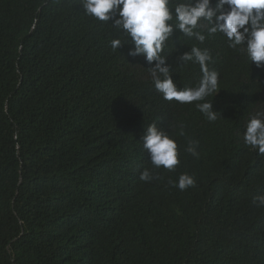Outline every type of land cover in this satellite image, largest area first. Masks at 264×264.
<instances>
[{
    "label": "trees",
    "instance_id": "trees-1",
    "mask_svg": "<svg viewBox=\"0 0 264 264\" xmlns=\"http://www.w3.org/2000/svg\"><path fill=\"white\" fill-rule=\"evenodd\" d=\"M80 5L0 0V264H264V207L253 202L264 156L242 140L264 109V66L222 34L200 44L175 30L163 54L178 87L195 86L200 69L176 55L212 50L220 80L207 99L220 114L208 122L195 103L164 100L143 56L113 51L111 21ZM153 123L177 142L174 171L154 169L143 149ZM144 169L160 178L141 181ZM181 173L195 186H172Z\"/></svg>",
    "mask_w": 264,
    "mask_h": 264
},
{
    "label": "clouds",
    "instance_id": "clouds-1",
    "mask_svg": "<svg viewBox=\"0 0 264 264\" xmlns=\"http://www.w3.org/2000/svg\"><path fill=\"white\" fill-rule=\"evenodd\" d=\"M85 15L102 22H109L117 34L110 40L113 51L131 44L128 55L143 56L149 65V74L155 90L166 101L180 104L195 103L196 109L208 122L219 118L212 100L217 94L220 73L211 68L213 55L210 48L193 45L188 51L176 55L175 63L189 62L199 65L200 78L195 86L178 87L172 78L168 55L163 54L166 42L175 30L200 44L206 38L222 34L228 46L244 54L256 67L264 66V0H81ZM123 37V39L121 38ZM180 136H185L184 126H179ZM242 140L258 155L264 156V109L251 114L244 124ZM143 149L148 153L154 169L163 167L174 171L180 164L175 138L163 127L153 123L142 136ZM185 151L198 157L197 142L188 139ZM140 180L159 179L150 169H144ZM169 183L184 191L196 184L195 177L181 173ZM257 206L264 207V195L254 198Z\"/></svg>",
    "mask_w": 264,
    "mask_h": 264
}]
</instances>
